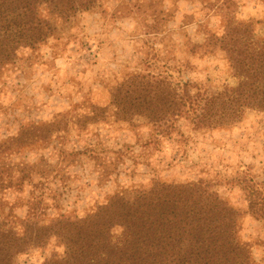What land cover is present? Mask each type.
Returning <instances> with one entry per match:
<instances>
[{
    "label": "rangeland",
    "instance_id": "1",
    "mask_svg": "<svg viewBox=\"0 0 264 264\" xmlns=\"http://www.w3.org/2000/svg\"><path fill=\"white\" fill-rule=\"evenodd\" d=\"M230 20L264 39V0H106L58 26L35 52L21 50L0 76V143H23L33 125L50 139L0 158L4 176L25 179L21 192H3L13 213L25 217L33 190L49 219L83 217L115 193L154 181H205L238 211L237 237L264 264V220L252 214L244 191L249 185L264 196V113L247 111L239 123L202 131L179 118L169 138L142 118L118 121L110 106L122 81L146 72L208 93L235 87L225 53L199 48ZM93 107L107 108L104 118ZM34 164L26 179L25 165ZM51 250L32 249L15 263L43 264Z\"/></svg>",
    "mask_w": 264,
    "mask_h": 264
},
{
    "label": "trees",
    "instance_id": "2",
    "mask_svg": "<svg viewBox=\"0 0 264 264\" xmlns=\"http://www.w3.org/2000/svg\"><path fill=\"white\" fill-rule=\"evenodd\" d=\"M104 1L0 0V76L21 50L35 52L53 38L58 26L77 14L101 9ZM199 48L225 53L238 78L235 87L208 93L163 73L132 75L113 91L110 106L116 119L142 118L170 138L179 118L202 131L239 123L247 111L264 113V39H256L251 25L230 20L220 37L208 34ZM92 109L103 118L107 110ZM44 129L29 127L32 133L23 143L2 141L0 158L45 143L50 136ZM36 167L25 165L26 179ZM6 172L0 166V264H16L17 257L28 251L49 247L43 264H257L249 246L237 237L238 211L205 181H154L147 188L115 193L83 217L59 214L49 219L41 195L33 190L21 219L3 192L12 188L21 192L25 179H12L4 176ZM244 191L252 214L264 220L262 193L249 185Z\"/></svg>",
    "mask_w": 264,
    "mask_h": 264
}]
</instances>
